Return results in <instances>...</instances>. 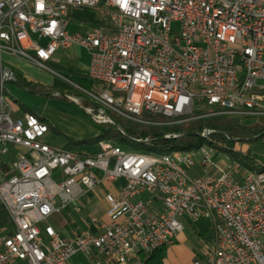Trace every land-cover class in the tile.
Wrapping results in <instances>:
<instances>
[{
	"label": "built area",
	"instance_id": "2783aa9c",
	"mask_svg": "<svg viewBox=\"0 0 264 264\" xmlns=\"http://www.w3.org/2000/svg\"><path fill=\"white\" fill-rule=\"evenodd\" d=\"M73 9L93 10L97 25L69 34ZM72 47L88 53L99 92L47 66ZM3 54L62 78L76 93L67 100L125 137L115 118L158 128L264 118V0H0V88L15 81ZM47 133L11 119L0 100V206L10 220L0 230V264H69L77 254L92 264H142L174 243L183 218L208 220L213 234L191 264H264L263 165L243 171L205 148L152 156L106 141L94 155L79 154L49 146ZM100 185L108 205V222H93L100 234H59L49 220Z\"/></svg>",
	"mask_w": 264,
	"mask_h": 264
},
{
	"label": "crops",
	"instance_id": "0c3cea01",
	"mask_svg": "<svg viewBox=\"0 0 264 264\" xmlns=\"http://www.w3.org/2000/svg\"><path fill=\"white\" fill-rule=\"evenodd\" d=\"M97 25V15L90 9H73L68 13V26L66 31L69 34L84 35ZM44 43V42H42ZM90 58L88 53L81 48L72 47L68 50H57L50 60L47 62V66L53 70L58 76L70 80L75 85L86 89L81 84H86L87 80L92 81L88 77V67ZM1 66L11 71L15 77L14 83L18 84L16 79H19L32 86L33 90L28 92L36 93L38 96H55L60 93L66 95H75V90L68 85L62 78L53 75L49 72L39 70L29 64H26L22 60L12 57L7 54H3L1 57ZM66 74L73 77L77 82L67 78ZM95 83V82H94ZM19 85V84H18ZM21 86V85H19ZM23 88V87H22ZM98 88V87H97ZM25 89V88H24ZM88 90V89H86ZM60 92V93H59ZM20 105V104H19ZM20 107V106H19ZM29 111H23L20 108V114L16 117L19 119L25 113H31L37 117L40 121L45 123L48 127V133L44 137V142L49 146L55 148L52 144L57 140L56 135H52L50 131L52 126L49 125L44 117L24 106ZM50 133V135H48ZM88 139H79L68 141H86ZM93 139V138H92ZM68 141L60 148L63 149ZM95 145L83 144L78 146L73 152L86 155H94L97 153ZM122 182H114L111 187H118ZM107 186L100 185L97 190L86 192L85 195L79 200L80 204H71L61 214L54 215L49 223L55 228V230L64 237L71 238L85 230H89L94 234H100V230L95 227L94 221L108 222L106 212L108 205L105 201L104 195L106 193ZM76 203V202H74ZM74 205V207H72ZM79 209V210H78ZM102 211V212H101ZM184 232V230H183ZM183 232L177 236V241L183 240ZM80 254L73 256L69 260V264L74 263V259ZM186 255V250L182 246L172 244L166 248L165 258L163 264H179L178 260ZM193 256V255H192ZM192 258L188 264H191ZM92 260V259H90Z\"/></svg>",
	"mask_w": 264,
	"mask_h": 264
},
{
	"label": "trees",
	"instance_id": "16d2710c",
	"mask_svg": "<svg viewBox=\"0 0 264 264\" xmlns=\"http://www.w3.org/2000/svg\"><path fill=\"white\" fill-rule=\"evenodd\" d=\"M17 83L21 87L32 91L31 85L16 79ZM23 111H29L24 108L23 105H19ZM31 114V113H30ZM116 125L123 130L125 136H121L115 128H107L104 133L99 136L86 140V141H68L63 148L66 151H73L78 146L83 144L95 145L99 142H110L112 145L118 146L121 150L126 152L142 153L144 155H161L171 154L173 152H188L193 149H197L198 146L203 143L197 144L199 140L197 133L204 129L213 130L219 135L209 137V141L206 144L212 146L214 151L220 155H229L235 162V166L245 168L248 171H253L258 168L255 161H253L248 154L240 157L241 154L238 150H232L233 142L236 140L239 142L260 140L264 135V118H259L254 121L253 124H245L244 120L227 119L226 117H208L196 121H192L180 126L170 128H158L152 126L137 125L122 119L115 118ZM166 132H177L183 134L178 140H164L163 135ZM198 135V134H197ZM227 136V140L223 137ZM133 139H148L150 143L146 141H134ZM264 170V165H263ZM10 229V220L6 211L0 206V230ZM166 248H161L154 251L149 256L143 259L142 264H163L165 258Z\"/></svg>",
	"mask_w": 264,
	"mask_h": 264
},
{
	"label": "rangeland",
	"instance_id": "374dc122",
	"mask_svg": "<svg viewBox=\"0 0 264 264\" xmlns=\"http://www.w3.org/2000/svg\"><path fill=\"white\" fill-rule=\"evenodd\" d=\"M178 24H173L172 29L177 31ZM43 45L44 43L41 42ZM67 78L77 82L73 77L66 74ZM83 87L91 92H99L98 85L93 81L87 80L86 84H81ZM3 95L6 104L10 107V117L15 120L20 114L19 104L28 109L41 114L47 120L52 130L50 133L56 135V141L52 144L55 148L62 147L69 139L79 140L95 138L104 133L107 127L96 125L86 115L83 109L67 100L65 95L60 93V96H38L36 93L28 92L14 82H8L3 86ZM254 121H245V124H253ZM50 133L48 135H50ZM45 137V136H44ZM197 144H206V141L199 139ZM97 145V144H96ZM92 146V145H90ZM238 148L250 158L260 165H264V138L260 140L233 142V151ZM239 154L243 157L244 154ZM230 157L229 155H224ZM235 162V161H234ZM246 171L245 168H241ZM75 204H80L77 201ZM74 205L72 207H74ZM66 212V211H64ZM102 212V211H101ZM184 226L183 240H174V244L182 246L186 250V255L178 260L179 264H188L190 258L194 254H201L206 250L207 244L212 241L213 234L211 232V223L208 220H197L188 222L187 218L181 220ZM73 264H92L90 258L80 254L74 259Z\"/></svg>",
	"mask_w": 264,
	"mask_h": 264
},
{
	"label": "bare ground",
	"instance_id": "6f19581e",
	"mask_svg": "<svg viewBox=\"0 0 264 264\" xmlns=\"http://www.w3.org/2000/svg\"><path fill=\"white\" fill-rule=\"evenodd\" d=\"M3 89H4L3 87L0 88V94H3ZM0 100H3L5 102L3 95H0ZM22 117H24L25 119L31 121L32 123H34V125L38 126L40 129H45L47 131L49 130L48 127H47V125L45 123H43L37 117H35L34 115H32L30 113H25V114L22 115ZM197 137L199 139H202L203 141H209L210 134L209 133H201V134H198ZM102 143H104V142H99L98 144H102ZM110 145H112V143H110ZM117 148L120 149L118 146H117ZM204 148L206 150H208V151L215 152L214 151V148L212 146H209L207 144H203V145L198 146V148L196 150L193 149L192 151L189 150L188 152H186V151L185 152H173V153L168 154V155H178V154H181V153H197V152H199L200 150H202ZM153 156H155V155H153ZM222 157H226V156L222 155ZM228 158H229L230 161H233L234 162V160L231 157H228ZM235 164H236V162H234V165ZM246 171H248V170H246ZM263 173H264V170H263Z\"/></svg>",
	"mask_w": 264,
	"mask_h": 264
},
{
	"label": "water",
	"instance_id": "95a60500",
	"mask_svg": "<svg viewBox=\"0 0 264 264\" xmlns=\"http://www.w3.org/2000/svg\"><path fill=\"white\" fill-rule=\"evenodd\" d=\"M262 137H264V135L262 136ZM231 141H234V140H232V139H230Z\"/></svg>",
	"mask_w": 264,
	"mask_h": 264
}]
</instances>
